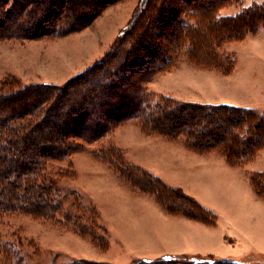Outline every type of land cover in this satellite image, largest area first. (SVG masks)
Returning <instances> with one entry per match:
<instances>
[{
    "label": "trees",
    "instance_id": "obj_1",
    "mask_svg": "<svg viewBox=\"0 0 264 264\" xmlns=\"http://www.w3.org/2000/svg\"><path fill=\"white\" fill-rule=\"evenodd\" d=\"M122 1L0 0V28L7 21L9 26L0 31V40L68 36L89 28L108 8ZM243 1L142 0L138 20H133L126 33L131 41L125 43L126 37L119 40L99 62L65 84L24 86L15 78L0 81V215L58 218L95 236L94 229L105 228L98 207L85 194H80L81 199L75 191L64 192L57 179L68 172L60 170L51 176L48 167L52 162L66 161L84 144L100 141L134 118L173 140L186 137L187 146L196 151L218 149L231 166H242L238 160L255 155L264 144V115L253 109L155 97L144 86L157 73L168 71L177 53L184 51L196 65L227 74L229 70L222 66L230 60L221 50L223 45L244 40L264 25V4L243 7L234 14L222 13L227 7H242ZM197 51L206 56L195 57ZM128 72L132 75H126ZM112 151L102 150L99 158L119 173L123 183L162 199L158 203L165 213L217 224L214 213L181 189L130 163L123 153L126 164L116 169L114 164L119 161ZM70 174L76 177L75 168ZM250 179L254 192L264 198V173L253 172ZM96 213L99 226L95 224ZM9 245L5 260L12 258L15 264H25L27 247L37 251L30 242L19 240ZM59 257H52L47 264H104L86 259L59 262ZM174 257L164 255L157 261L143 259L133 264H237L214 256L183 263Z\"/></svg>",
    "mask_w": 264,
    "mask_h": 264
},
{
    "label": "rangeland",
    "instance_id": "obj_2",
    "mask_svg": "<svg viewBox=\"0 0 264 264\" xmlns=\"http://www.w3.org/2000/svg\"><path fill=\"white\" fill-rule=\"evenodd\" d=\"M141 1L142 0H123L108 8L89 28L68 36L42 37L40 39L26 41L15 39L0 40V81L5 78H15L24 86L43 83L52 85L65 84L94 63L99 62L112 47V49L115 48L119 40L125 39L126 33L130 30L129 27L131 28L133 20L136 17V21L138 20V15L143 8ZM243 3L244 5L242 7H227L223 9L222 13L234 14L239 12L243 7L263 5L264 0H244ZM60 16L61 14L55 15L54 18H60ZM7 23L8 21L5 22V26L9 29ZM5 26L0 28V31H4ZM126 27L127 29L123 30ZM126 38L125 43H129L131 38ZM263 45L264 25L260 26L256 33L250 34L244 40L225 43L221 50H223L225 56H228L230 61L229 65L222 67H226L227 70H229L227 74H223L220 70L196 65V61L190 59V56L188 57L189 54L185 51L177 53L178 57L175 59L176 61L171 63L172 66L168 68V71L165 72L164 70L157 73L152 80L149 83H145L144 86L146 90L154 94L155 97L162 95L166 96L167 94H163L159 91H175L177 87L184 89L181 87L183 84H180L184 79L180 77V75H185V77L191 79L195 76L193 72L187 74L179 73L181 69L193 71L197 69H202L204 71L212 70L217 76L227 77H233L235 73L238 72L235 78L232 79L234 92L230 93L227 99L232 102H240L246 107H258L253 110L264 115V55L260 53V51L264 50ZM127 46H129V44H127ZM193 56L194 53L191 58ZM202 56L206 55L197 51V56L195 57ZM123 60L124 55L121 56V61ZM177 72L178 74L176 75L179 76L172 79L171 76ZM123 74H121V76H123ZM126 75L130 76L132 74L128 72ZM168 78L171 79L168 80ZM192 80L194 83V79ZM228 85H230V83H228ZM240 86V90L243 89L242 93L235 92L238 91ZM189 90L192 96L193 90L191 88H189ZM133 126L140 127L144 135L158 138H162L161 136H163L170 141H181L187 145L186 137L173 140L151 130L140 119L134 118L114 128L100 141L93 144H84L83 147L79 148V151L75 152L66 161L52 162L48 167L51 176L57 175L60 170L68 172L66 173L68 176L57 179L58 185L63 188L64 192L75 191V195L77 197L80 196L81 199H83V194L90 198L98 207L102 219L101 222L106 229L100 226L98 229H94L95 236H91L86 231L75 229L70 223L58 220V218L56 220H45L26 214L0 215V264H15L12 258H7L8 261L6 262L5 249L9 248L8 246H10L9 244L12 241L17 242L19 240L24 241L26 244L29 242L32 243L34 248L38 251L35 252L34 249L28 247L24 249V252L27 253L25 264H39V261L45 260L46 262L44 263L47 264V261L56 255H60L58 258L59 262L86 259L104 264H133L143 259L157 261L159 258L166 255L162 253V251L164 248L171 245V241L165 236V231L167 229H161L163 226L162 221L150 210V206L148 205L149 202H146L152 201L155 205L160 207L158 201L162 199H156L148 194L142 193L130 183L131 186L123 183L119 173L114 171L107 163L103 162L98 155L102 150L107 151L111 149L115 154V148L117 147L121 149L122 152L116 151L115 158L119 161L118 164H114L116 169L126 164L122 153L126 157V160L132 163L130 158L142 152L144 147L135 144L132 140L133 135L126 140L124 139L125 135L123 137H121V135L126 132L130 134L132 130H127ZM133 132L134 131H132V133ZM118 143L125 146L127 144L126 148L128 147V153L124 148L118 147ZM262 144V148L255 150V155L238 160V162L241 163L240 165L243 164L242 166L245 165V167L248 168L254 167L256 170H259V172L264 173V144ZM211 151H216L223 156L218 149H213L208 152ZM92 160L101 163L99 164L101 169L106 167L110 170L109 172L107 170L98 171L93 174V176L96 175L100 178V183L106 182V185H115L108 181L111 179V173L117 178L118 181L113 176L116 185L110 188L118 189L116 186L120 185L123 190H121V193L127 197L122 198L124 199L122 201L123 204L119 203L123 210L117 207V203L113 202L106 194H100L95 197L85 191L84 187L88 186L87 180L89 179L86 175L91 170L90 162H92ZM102 164L104 166L103 168L101 166ZM67 166L68 168L66 169L65 167ZM71 168H75L76 177L70 174V172L72 173ZM187 187L190 191L195 193L196 197H201V200L206 193L209 200L203 199V204L205 203L207 207L215 209L214 212L219 217L221 216L223 218L224 216L223 224L224 221L227 222L226 218L229 214V210L219 205L220 203L218 200L212 201L209 195L210 187L208 185L203 186V188L199 185H188ZM98 188L102 191V184ZM207 189L209 191H207ZM181 190L187 194L183 189ZM91 192L93 194L95 192L98 193L95 189L91 190ZM81 193L82 196L80 195ZM259 198L264 200L263 197ZM70 200L69 198V201ZM116 201L118 202V200ZM100 204L103 212H101L99 208ZM67 205V203L64 204V209L67 208ZM80 205L84 207L85 203L83 204L82 202ZM127 205L128 207H132V212L127 211ZM217 208H222L224 211H217ZM102 213L105 217H103ZM96 217L95 224L99 226L98 214ZM109 226L112 229H110ZM39 253L40 256L38 257ZM172 255H175L174 258L180 263L200 258L210 259L209 257H200L199 255ZM211 259L215 260V258ZM229 261H235L237 264H264V256L257 253H249L242 258H232L229 259Z\"/></svg>",
    "mask_w": 264,
    "mask_h": 264
},
{
    "label": "crops",
    "instance_id": "obj_3",
    "mask_svg": "<svg viewBox=\"0 0 264 264\" xmlns=\"http://www.w3.org/2000/svg\"><path fill=\"white\" fill-rule=\"evenodd\" d=\"M260 53L264 55V50L260 51ZM190 72L195 74L192 77L194 83L191 78L180 75L184 79L180 83L183 84L181 87L184 89L177 87L175 91L166 90L159 92L185 102L227 105L246 109L258 108L253 106L246 107L240 102H232L227 99V96L234 92L232 79L235 78L238 72L233 77H227L217 76L212 70L197 69L193 71L181 69L179 71L182 74ZM176 74L178 72L172 75L171 78L175 79ZM171 78H168V80ZM189 88L193 90L192 96L189 93ZM240 88L241 86L235 92L242 93L243 89L240 90ZM129 130L134 132L130 131V134H127V132L123 133L121 137L125 135L124 139L126 140L133 135L132 140L135 144L144 147L142 152L130 158L134 165L160 178L170 187L183 189L217 217V224L211 226L186 217L170 216L152 201H146L149 202L150 210L162 221L163 226L161 229H167L165 236L171 241V245L164 248L162 253L166 255L215 256L218 259H237L249 253H257L264 256V200L259 198L254 192L250 179V173L259 172V170L254 167H245V165L231 166L216 151L200 153L192 150L181 141H170L163 136L158 138L144 135L140 127L133 126L127 131ZM117 146L124 148L128 153L127 144L125 146L118 143ZM92 162H90L91 170L86 175L89 179L87 180L88 186L84 187L85 191L95 197L100 194H106L113 202L117 203V207L123 210L119 203H122L123 197H127L121 193L120 185L116 186L118 189L110 188L116 185L113 180V173L110 174L111 179L108 181L115 185L109 186L106 185V182L100 183V178L96 175L93 176V174L98 171L107 170L109 172L110 170L104 167L103 164L101 166L104 169H101L99 167L101 163L97 161L92 160ZM101 184L102 191L98 188ZM188 185H199L202 188L208 185L210 191L208 189L207 191L210 192L209 195L212 201L218 200L219 205L229 210L226 218L227 222L224 221L223 224L224 216L223 218L219 217L214 212L215 209L207 207L205 203L203 204V199L209 200L206 193L201 200V197H196L195 193L189 190ZM94 189L98 193L95 192L93 194L91 190ZM99 208L101 210V204ZM131 210L132 207L129 206L127 211ZM216 210L224 211L222 208H217ZM101 212L103 211L101 210ZM103 217L105 216L103 215ZM110 229L112 228L110 227Z\"/></svg>",
    "mask_w": 264,
    "mask_h": 264
}]
</instances>
